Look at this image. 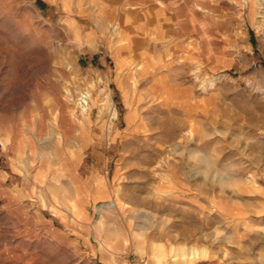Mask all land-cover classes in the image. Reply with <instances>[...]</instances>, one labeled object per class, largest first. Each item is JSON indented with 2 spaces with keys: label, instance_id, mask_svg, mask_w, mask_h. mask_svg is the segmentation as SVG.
I'll return each mask as SVG.
<instances>
[{
  "label": "rangeland",
  "instance_id": "1",
  "mask_svg": "<svg viewBox=\"0 0 264 264\" xmlns=\"http://www.w3.org/2000/svg\"><path fill=\"white\" fill-rule=\"evenodd\" d=\"M0 264H264V0H0Z\"/></svg>",
  "mask_w": 264,
  "mask_h": 264
},
{
  "label": "built area",
  "instance_id": "2",
  "mask_svg": "<svg viewBox=\"0 0 264 264\" xmlns=\"http://www.w3.org/2000/svg\"><path fill=\"white\" fill-rule=\"evenodd\" d=\"M1 153V152H0Z\"/></svg>",
  "mask_w": 264,
  "mask_h": 264
}]
</instances>
